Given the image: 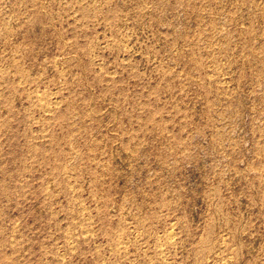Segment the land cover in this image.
<instances>
[{
  "label": "rangeland",
  "instance_id": "374dc122",
  "mask_svg": "<svg viewBox=\"0 0 264 264\" xmlns=\"http://www.w3.org/2000/svg\"><path fill=\"white\" fill-rule=\"evenodd\" d=\"M0 264H264V0H0Z\"/></svg>",
  "mask_w": 264,
  "mask_h": 264
}]
</instances>
